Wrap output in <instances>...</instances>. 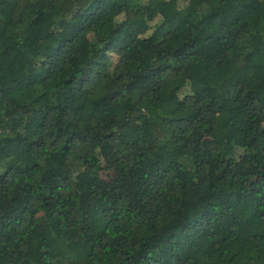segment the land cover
I'll list each match as a JSON object with an SVG mask.
<instances>
[{
    "label": "trees",
    "instance_id": "1",
    "mask_svg": "<svg viewBox=\"0 0 264 264\" xmlns=\"http://www.w3.org/2000/svg\"><path fill=\"white\" fill-rule=\"evenodd\" d=\"M262 254L264 0H0V264Z\"/></svg>",
    "mask_w": 264,
    "mask_h": 264
},
{
    "label": "rangeland",
    "instance_id": "2",
    "mask_svg": "<svg viewBox=\"0 0 264 264\" xmlns=\"http://www.w3.org/2000/svg\"><path fill=\"white\" fill-rule=\"evenodd\" d=\"M114 48H116V47H113L112 49H114ZM180 62H181L183 70L187 73V75L191 79H193L194 81H199L197 65L193 61V57H192L191 53H189V52L184 53L180 57ZM102 175L108 179L114 178L113 171L109 170V169L102 171ZM257 264H264V255L263 254L259 256Z\"/></svg>",
    "mask_w": 264,
    "mask_h": 264
}]
</instances>
